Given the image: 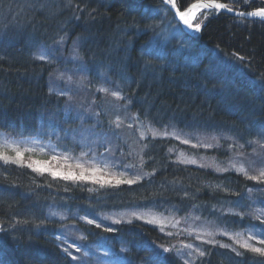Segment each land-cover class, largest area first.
<instances>
[{
  "label": "trees",
  "instance_id": "16d2710c",
  "mask_svg": "<svg viewBox=\"0 0 264 264\" xmlns=\"http://www.w3.org/2000/svg\"><path fill=\"white\" fill-rule=\"evenodd\" d=\"M221 1L241 10L264 7L263 0H249L247 5L244 0ZM40 4H44L42 10ZM66 4L67 0H0V131L16 138L39 136L60 153L81 160L86 158H80V153L88 151L87 146L97 155L111 147L116 151L106 155L133 169L111 165L104 169L114 175L123 173L124 179L156 172L137 184L101 187L92 181L54 180L15 164L0 167V224L7 229L0 232V262L78 264L62 252L59 236L85 245L90 256L108 257V264H116L118 258L148 264L145 258L156 254L147 250L148 242L178 248L189 241L168 224L161 232L159 226L137 219L132 216L135 211H149L180 225L199 217L198 224L211 223L214 230L229 232L249 226L247 216L241 222L227 210L244 212L252 203L248 189L263 183L232 170L216 172L183 164L177 157L193 153L222 167L228 156L247 153L256 145L246 141L264 142L258 135L264 127V92L252 86L253 80H264V22L224 13L209 15L198 37L184 34L177 26L162 43L161 30L173 17L168 10L162 11L166 8L159 0H72L73 7ZM75 5L84 11H74ZM61 35L67 39L62 45L54 44ZM149 41L160 45L163 58L142 56ZM74 42L79 59L67 56L73 57L69 46ZM41 48L50 51L51 64L32 59ZM148 59L155 66L153 71H145ZM65 72L79 85L64 83L55 91L66 89L73 97L70 103L65 96L49 92L50 87L63 84ZM117 85L122 87L123 100L96 91L101 86L120 90ZM117 116L122 125L113 135L109 122ZM134 116L159 133L198 134L220 147L190 150L172 136L153 138L151 133L141 140L139 133L146 127H139ZM234 142L244 148L229 150ZM217 184L221 188H215ZM120 213L124 216L120 223L100 219ZM85 216L101 227L80 219ZM108 227L114 231H105ZM215 240L232 244L218 232ZM219 243L196 241L208 253L203 264H252L251 253L237 257ZM102 248L106 254L99 252ZM164 264L183 262L173 252L164 254Z\"/></svg>",
  "mask_w": 264,
  "mask_h": 264
},
{
  "label": "snow or ice",
  "instance_id": "6c2138e0",
  "mask_svg": "<svg viewBox=\"0 0 264 264\" xmlns=\"http://www.w3.org/2000/svg\"><path fill=\"white\" fill-rule=\"evenodd\" d=\"M245 4L247 5L249 3V0H244ZM162 3L167 6V8L164 10L165 12L167 10H172L174 13V18H178L177 20V26H179V22H183L184 26H187L188 29H193L195 31H200L202 28V24L204 21H201L199 23H193V21L198 17V15H203L204 19L206 20L209 15H219L222 11L231 13L236 15L238 18L244 19L247 17H258L261 19L262 22H264V7L257 8L254 11H237L232 7H229L228 3L219 2V0H196V2H193L191 4L185 5L184 0H162ZM66 7H73L72 0H67ZM41 10L44 8V4H40ZM74 11L82 12L84 9L80 8L79 5L74 6ZM159 11V10H158ZM92 13H89V16H91ZM79 15L75 16V19L79 20ZM146 28H151L152 25H146ZM182 30V29H181ZM67 39L66 35H61L54 41V44L56 45H62L63 42ZM165 55L163 49L160 47V45L157 42L149 41L146 42L144 48L142 49V56L144 57H154L156 59H161ZM234 57L238 60L243 61V57H240L238 54H233ZM51 53L50 51L41 48L37 52L32 54V59L35 61H41L45 62L47 64H51L53 61L50 59ZM73 58L79 59V50L75 45L73 46ZM145 71H153L154 65L152 63V60L148 59L145 60ZM59 78H64L63 74H60ZM67 80L70 82L71 77H67ZM252 86L257 87L259 91L264 92V80H253ZM117 88L120 90H110L107 87H98L96 89L97 92L104 93L105 95H111L115 100H123L125 99V96L122 95V87L120 85H117ZM55 90L50 87L49 92L52 93ZM55 94L58 96H65L67 98V101L70 103L73 100V97L68 94V92L64 91H55ZM94 103V101H93ZM93 116L98 117L99 113H92ZM133 119L137 122V125L141 128L146 127V131H140L139 136L140 139L143 140L146 138L147 133H151L152 137L155 138L157 136H172L176 140H181V136L177 134L175 131L169 133L167 131L163 133H159L155 131L151 124L149 123L147 126L144 125L143 121L139 120L138 116H134ZM112 130L113 135H116V130L121 128L122 120L119 116L116 117L115 120L109 122ZM129 127H132V125H129ZM167 127V126H166ZM258 135L262 138H264V127H261ZM22 137V134H21ZM27 138H21L16 139L12 133H0V167H5L7 165L15 164L18 167H26L28 169H31L35 173H39L40 175L49 174L51 177L55 179H63L65 181H72V182H87L92 181L97 184H99L101 187H104L106 185L112 186V187H118L123 184L127 185H133L137 184L142 180L148 179L149 177L153 176L156 172V169H153L151 173L149 172H143L142 174H136L132 178L124 179L123 173H120L119 175H102L100 173L103 172V168L100 167H89L85 168L83 164L77 163L75 165L76 168H79L80 171L77 173L76 171L72 170L71 166H69V169L67 171L57 170L56 168L52 167L50 165V162L45 161L41 162L40 160L36 159H25L26 152H32L34 149H24L22 150L20 147L21 143H24ZM227 139H232V137H227ZM33 143H37L36 141H33ZM183 144H190L189 139H183ZM246 143L249 146H252L253 144H256L260 148H264V142L262 141H253L248 140ZM193 148H219L220 145L217 144H211V143H203L198 142L196 144L191 145ZM50 147V146H49ZM88 147V151H82L80 153V158L88 157L91 155L93 161L98 162L99 164L103 165L104 168H107L109 165L112 167H123L125 171H131L133 169L132 165H124L121 161H116L114 157H109L106 154L108 153H114L116 149H113L111 147H105L104 153H100L97 155L90 146ZM147 148V145L144 146ZM233 147L243 149L244 144H238L235 143L229 145V150H231ZM41 151H44V147H41ZM54 151V149H51ZM144 149H141V152H143ZM173 149H169V153H171ZM121 155H123V152H121ZM238 155L242 156V153H239ZM61 157L58 155H52L51 160H58ZM63 159L68 160L69 156L64 155ZM149 159H152L149 157ZM178 161L183 164H197V160L194 158L191 159H185L182 158V156L177 157ZM145 161L141 157L140 167L142 168ZM201 168L205 167H211L216 172H227L230 170H234L236 173L243 174L244 177L248 180L258 181L260 183H264V168H261L256 175H251L249 171L246 169L243 163H241L239 166H237L236 163L229 161L228 167H220L219 164H217L215 161L205 165L200 164ZM12 187H16L15 184L11 185ZM209 187H212L211 185H208ZM215 188H221V185L217 184L215 185ZM89 191H92V189H89ZM223 191L227 192L228 189L224 188ZM248 191L251 193L252 189H248ZM185 196H187V193H185ZM239 203V201H237ZM261 203H264V201H261ZM243 206V205H242ZM228 214H231L233 216H239L241 218V222L243 221L245 216H249L250 218H254L255 220L261 221L259 225L256 224H250L248 227L241 229L238 232H229L223 229H217V232L221 235L228 236L229 239L233 242L232 244H223L219 243L218 241L214 239L209 240H203V237L200 235L196 236V239L202 240L203 243L206 244H212L216 245L219 243V247L230 249L231 252H234L237 257H244L246 254L251 253V261L252 264H264V209H256L255 215L253 216L251 213L246 212H234L232 209L227 210ZM50 215H57L55 212H51ZM132 216L136 217L137 219H144L143 216L138 215L136 212L132 213ZM63 219V217H61ZM80 219L85 220L87 224L89 225H95L96 228H100L101 224L97 223L95 219H88L87 216L81 217ZM101 220L111 219L114 224L120 223L119 220L113 218V217H100ZM195 219H199V217H196ZM131 223V220L128 221ZM17 223H20V221H17ZM24 223H27V221H24ZM43 223V222H41ZM147 223L151 224H160L163 225V220H157V219H151L148 220ZM171 223V221H169ZM176 223H179L177 221ZM175 226V225H173ZM39 227V225H37ZM2 224H0V232L6 231ZM161 232L164 231L163 227H161ZM105 231L112 232L114 231L113 228L108 227L105 228ZM188 235H193L195 232L194 229L192 230H185ZM215 233L213 231H207L208 236H213ZM167 235L171 236L174 235V233H167ZM59 239V237H58ZM72 249H75L77 253L80 252V248L76 246L75 243L70 245ZM147 250L149 251H155V255L146 257L145 259L148 261V264H164V254L167 253H173L175 252V255L178 259L182 260L183 264H196L197 260H200L201 264H203V258L208 255L204 250H202L199 247L194 246L193 244H183L177 248L175 245L165 247L164 245H154L152 242H148L146 245ZM62 251L66 254L67 257H70L72 261H78L79 264H83V261L80 257L73 255V253L69 250V247H63ZM84 255H87L85 253ZM2 264V262H0ZM116 264H131L130 261L125 262L121 259H117Z\"/></svg>",
  "mask_w": 264,
  "mask_h": 264
},
{
  "label": "rangeland",
  "instance_id": "374dc122",
  "mask_svg": "<svg viewBox=\"0 0 264 264\" xmlns=\"http://www.w3.org/2000/svg\"><path fill=\"white\" fill-rule=\"evenodd\" d=\"M230 7H232V6H230ZM232 8H234V7H232ZM234 9H236V8H234ZM237 10H241V9L238 8ZM162 11H164V8H162ZM201 21H204V16L203 15H198V17L194 20V23H199ZM169 25L172 26L173 28H170ZM163 27H162L163 29L161 30V31H163L161 33L163 38L162 39L160 38V39H161L162 43H165L167 41V39H169L172 35H174L175 31L177 30V25L175 24L174 20H171V21L168 22V24H166V26H163ZM178 28H179V26H178ZM75 45L78 48V44L76 42H75ZM73 46H74V43L70 44V46H69V49L71 50V53H73ZM67 56L70 59L71 58L73 59L72 55H70L69 53H67ZM64 74H65L66 78L61 80L63 84H57L56 86H54V90L59 85H61V87H62V85H64V83L65 84L69 83V81L67 80V77H70L68 75V72H65ZM70 83H72L75 86L79 85L78 82L75 83L74 81H72V78H71ZM68 85L70 86V84H68ZM61 91L67 92L66 89H63ZM0 133H2V132L0 131ZM179 135L181 136V140H180L181 142H182L183 139H189L190 140L191 143L187 144L189 146L190 150H192V148H193L191 146L192 144H196L198 142L209 143L208 139L204 140L198 134H193L191 136H188L189 134H187V135L186 134H179ZM33 141H36L37 143H33ZM256 146L257 145H254V147L247 153L242 152V154H243L242 156H239L238 155L239 153H236L234 157L233 156H228L225 159V160H227L225 162V165H223L222 167H228L229 161H232V162L236 163L237 166H239L241 163H243L244 166L246 167V169L249 171V173L251 175H256L261 168H264V148H260V147L258 148L257 147L258 148L257 149ZM20 147H21L22 150L29 149V148L34 149V151H32V152H26V155H25V159L26 160H28V159H36V160H40L41 162L48 161V162H50V165L52 167L56 168L57 170L67 171L69 169V166H71L72 170H74V171H76L78 173L80 171V169L75 167V165L77 163L83 164L85 168L100 167V168L104 169L103 165L99 164L96 161H93V159L89 158V157H86L85 160L77 159V157H73V158L69 157L68 160H65V159H63V156L65 154H62L59 151H56V149L50 143L40 142V141H37L36 139L27 138L24 143L20 144ZM41 147H44V151L40 150ZM200 148H203L204 150L208 149V148H204V147H200ZM51 149H54V151L51 150ZM195 149H198V148H195ZM54 154L60 156L61 158L58 159V160H51V157ZM182 158H185V159L194 158V159H196L197 160V164H191V165H194V166H199L200 164H205V165L209 164V162L199 158V155H196V154H193V153H187V154L183 155ZM232 171H234V170H232ZM112 173L113 172H111L110 170H108V169L105 170L104 169L103 172L100 173V174L105 175V176L114 175ZM263 192H264V183L261 184L258 188L253 189L251 193L248 192L251 195V199L250 200H251L252 203H250L249 206H247V208L245 210L246 213H251L254 216L256 209H264V205H263V203H261V201H264ZM135 212L138 215L143 216L144 219H140V220H142V221H144L146 223H147L148 220H151V219H154V218L157 219V220H163L164 221L163 225L153 224V225L159 226L160 229H161V227H163V229H164V227H166L167 224L169 226H171V227H174L175 229L177 228V232L180 233V235L186 234V236H188L189 241L187 243L188 244L191 243V244H193L196 247H197L196 241H198L199 243H203L202 240L196 239L197 235H200L201 237H203V240H209V239H214L215 240V237H216V234H217V230H214V228L212 227L213 225L211 226V223L210 224L208 223V225L207 224L205 225V224L199 222V224H198L197 223L198 222L197 219L194 220V221L193 220L190 221L188 224L180 225L179 223H176L175 221L169 223V221H170L169 219L164 218V217L159 216V215H156V214H154L152 212H149V211H140V212L135 211ZM112 217L117 219V220H123L124 219V216L121 213L120 214H116V215H114ZM247 218L250 219L249 220L250 224L259 225L261 223V221L255 220L254 218H250L249 216H247ZM173 225H175V226H173ZM246 227H248V225ZM246 227H244V228H246ZM192 229L195 230L193 235H188L187 232L185 231V230H192ZM207 231H213L215 234L210 237V236L207 235ZM231 232H233V231H231ZM235 232H238V231H235ZM208 245H210V244H208ZM73 255H76V254L73 253ZM78 264H79V262H78ZM83 264H85V263L83 262ZM99 264H105V263L102 261V262H99Z\"/></svg>",
  "mask_w": 264,
  "mask_h": 264
},
{
  "label": "bare ground",
  "instance_id": "6f19581e",
  "mask_svg": "<svg viewBox=\"0 0 264 264\" xmlns=\"http://www.w3.org/2000/svg\"><path fill=\"white\" fill-rule=\"evenodd\" d=\"M44 121V120H43ZM43 121H41L40 122V124H42L43 123ZM39 124V125H40ZM15 168V167H14ZM59 239H60V243H59V245H60V248L62 249L63 247H69V250H72L75 254H76V256H78V257H80L81 258V260L85 263V264H87L86 262L88 261L89 263H91L93 260L95 261V262H104L105 264H108V257H104V258H102V257H93V256H90V254H88V250L86 251L85 250V245H78V244H76V246L77 247H79L80 248V252L79 253H77L76 251H75V249H72L71 247H70V245H72L73 244V242H70V241H68V239H65L64 237H61V236H59ZM63 252V251H62ZM99 252H103V253H107L106 251H105V249H100L99 250ZM64 253V252H63ZM85 253H87V255H84ZM65 254V253H64ZM104 254V255H105ZM91 258H90V257ZM106 256V255H105ZM86 259V260H85Z\"/></svg>",
  "mask_w": 264,
  "mask_h": 264
},
{
  "label": "water",
  "instance_id": "95a60500",
  "mask_svg": "<svg viewBox=\"0 0 264 264\" xmlns=\"http://www.w3.org/2000/svg\"><path fill=\"white\" fill-rule=\"evenodd\" d=\"M161 3H162V0H159ZM193 2H196V0H194ZM193 2H191V3H193ZM219 2H223V1H221V0H219ZM190 3V4H191ZM223 3H226V2H223ZM163 4V3H162ZM166 6V5H165ZM167 7V6H166ZM260 8V7H259ZM257 8H254V9H250V10H237V9H235V10H237V11H254V10H256ZM169 11H170V13L173 15V18H174V13H173V11L172 10H170L169 9ZM221 13H224V14H227V15H230V16H232V17H235V18H238L236 15H234V14H231V13H227V12H221ZM239 19H241V18H239ZM244 19H246V20H252V19H255V20H260L261 21V19L260 18H258V17H247V18H244ZM174 20L177 22V20H178V18H174ZM179 27H180V29H182V31L186 34V35H189V36H193V37H197L199 34H200V32H201V30L200 31H195V30H193V29H188L187 28V26H184L183 25V22H179Z\"/></svg>",
  "mask_w": 264,
  "mask_h": 264
}]
</instances>
